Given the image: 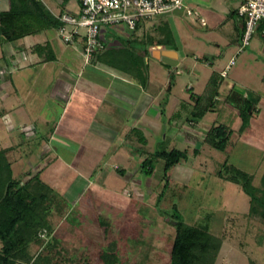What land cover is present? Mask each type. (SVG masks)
<instances>
[{
	"label": "rangeland",
	"instance_id": "374dc122",
	"mask_svg": "<svg viewBox=\"0 0 264 264\" xmlns=\"http://www.w3.org/2000/svg\"><path fill=\"white\" fill-rule=\"evenodd\" d=\"M202 1L199 5H191L194 7L193 16L187 15L186 10L169 14L170 19L178 22L180 26V28L175 27V24L171 26L176 49L180 54V63L177 67H173L153 56L147 61L150 66L149 71L153 74L151 92L159 96L157 105H162L167 95H170V104L166 111L162 108L158 110L156 117L154 114L150 116L154 120L157 118V121L155 123L153 121L150 128H144L145 131H142L144 133L133 134V143L130 141L127 145L137 147L139 144L141 147L140 140L144 135L148 141L145 149L151 153L175 148L186 151L188 160L182 161L172 169L169 188L170 191L173 188H187L185 199L179 204L182 216L193 225L202 222L207 214L214 213L212 233L223 239L222 250L216 264H264V224L257 216H247L251 208V199L242 188L219 176V172L227 164L249 173L253 177V185L258 189L264 188V37L261 31H256L251 44L244 47L239 54L243 47V39L238 29L241 20L232 19L221 7L225 8L229 4L239 7L240 1ZM8 8L7 2L0 4V12ZM79 11L80 0H72L69 4V14L79 18ZM202 18L206 20V27L202 26ZM156 20L144 21L143 29ZM106 30L111 29L106 28ZM56 33L54 31L48 37H55ZM125 34L132 36L134 32L126 30ZM153 35H156L155 32ZM115 36L118 37L119 34L111 35V37ZM238 38L239 45L236 43ZM28 40L43 41L42 37H31ZM28 40L26 41L29 45L35 43ZM123 41L125 42V39ZM20 45L22 42L3 45L0 42V52L5 51L7 55L6 60L0 59V103L2 97H5V79H8L9 74L13 72V64L19 63L25 68L31 61L37 60L24 49L19 51ZM134 45L142 53L141 42H136ZM61 47L64 45L61 44L59 48ZM198 57L201 59L205 57L213 67L197 61ZM232 59H236V63L228 70V76L223 77L222 72L227 70ZM46 77V74L41 73L37 86L40 89H37V92L42 97L49 90L43 89V86L47 85L44 79ZM173 80V89L169 93L170 83ZM26 84L32 90L31 78L26 80ZM130 91L131 94H136L135 88H131ZM193 93L202 95V103L198 108H196L197 102L191 97ZM20 95L22 97L21 93ZM39 102L40 99L34 102L31 95L25 99L28 108L30 104L38 105ZM113 102L118 107L114 110L118 116L113 113L114 120L111 119L105 124L120 132L126 126L125 120L131 105L116 100ZM245 106L247 107L244 108ZM37 107L40 113H43L51 107V104L45 101L41 107L39 105ZM140 107H136L135 111ZM252 108L259 110L252 112L253 118L242 115L241 112L246 113ZM207 110L204 116L199 115V112ZM236 114L240 115L238 122L233 118ZM33 123L23 126L22 130H18L16 125V128L9 129L8 133L7 123L0 121V150L4 146L16 145L18 138L23 141L22 150L10 152L8 155L16 178H20L21 173L28 172L31 168L30 161L35 159L26 155L24 157L23 154L28 151L39 153L41 150L40 139L24 143L26 136H29V128L34 129V133L35 128L41 124ZM221 124L228 126L232 131L230 143L224 152L212 148L205 142L210 129L214 125ZM52 127L48 125L47 132ZM65 142L73 149L77 146L76 142L56 139V146H59L58 150L63 154L69 150L65 147L67 146ZM85 144L92 145L95 151H105L108 155L109 141L85 140ZM76 149V156L78 152H84L83 148L76 147ZM105 154L101 153L102 156H96V159L102 158L104 161ZM112 156L110 154L106 157L112 163L110 166H105V173L109 174L110 178L104 182L100 180L98 185L94 184L93 177L86 183L81 174L76 175L72 180L69 175L70 169L58 160L54 162V167L49 170L53 173L55 168L61 167V176L64 178L61 183L55 180L48 182L66 198L71 212L67 217L57 214L51 217L54 233L52 235L47 231L41 233L40 237L44 240V245H33L31 247L33 255L44 253L45 246L57 237L59 243L52 252L55 264H98L100 252L110 246L117 237H125L126 240L119 244L122 264H169L175 227L161 214L157 206L159 196L166 184L164 161L155 162L154 175L146 176L141 170L144 158L132 159L134 162L131 165L125 161L127 157L131 158L130 154L128 156L120 151L115 157L116 163L111 160ZM69 158L73 157H63L67 161ZM115 164L129 167L127 175L121 176L112 167ZM109 169L110 172L111 169L113 171L109 173ZM28 179L30 177L25 178ZM120 196H125L129 200L127 204L115 205L116 209L110 205H102L104 201ZM95 207H100L107 218L111 217V221L116 224L113 231L115 228L121 235H112L116 233L113 232L108 236L104 228L93 223L82 225L84 216L97 217V211L94 212ZM2 246L0 242V249Z\"/></svg>",
	"mask_w": 264,
	"mask_h": 264
},
{
	"label": "trees",
	"instance_id": "16d2710c",
	"mask_svg": "<svg viewBox=\"0 0 264 264\" xmlns=\"http://www.w3.org/2000/svg\"><path fill=\"white\" fill-rule=\"evenodd\" d=\"M0 2L9 4L7 10L0 12V42L3 45L21 42L30 36H45L54 31L59 32L60 28L64 26L59 16L69 13L67 5L70 0L53 1L60 10L58 13H55L45 0H0ZM143 23L144 21H141L138 24L136 30L132 31L134 35L125 38V42L123 38L117 45L110 46L105 41L106 48L96 52L90 62H99L103 66L110 67L146 88L150 82V66L147 61L151 56L150 46L160 45L176 49V40L168 24L158 29L159 35H153L148 31L140 36ZM244 28L245 21L243 36ZM256 31H261L264 34V21L258 24ZM136 42H141L142 53L134 45ZM82 43L84 49L86 45L84 39H82ZM19 48L20 51L25 50L23 46ZM30 53L39 58L38 64L57 60L56 52L50 42L33 46ZM3 58L4 60L7 58L5 51ZM173 85L174 80L170 83L169 93L173 89ZM191 97L197 102L196 108H198L202 103V95L193 93ZM207 112L208 110L199 112V115L203 114L204 116ZM231 136L232 131L228 126L214 125L207 133L205 142L212 148L224 152L230 143ZM140 142L141 147L131 146L127 149L131 159L144 158L141 170L146 176L154 175L155 162L164 161L166 184L159 196L157 206L161 214L175 227L169 264H216L222 250L223 239L212 233L214 213L207 214L200 223L189 224L179 210V204L187 194V188H173L171 191L169 189L172 169L180 165L182 161L188 160V153L177 148L151 153L145 149L148 141L144 135ZM10 152L11 148L0 150V242L3 245L0 249V264H55L52 252L59 243L57 237H54L45 246L44 253L37 256L31 253V247L44 245V240L40 237L41 233L44 231H47L49 235L54 233L50 219L55 214L67 217L71 212L69 203L60 192L45 182L40 174L32 176L28 180H25L27 175L16 178L13 164L8 156ZM117 171L121 176L127 174V169L118 168ZM219 176L242 188L251 199V208L247 216H257L264 224V188L255 187L253 177L249 173L227 164L219 172ZM128 201L125 196H120L104 201L102 205L114 207L119 204H127ZM114 208L116 209V207ZM98 209L100 210V207L94 209V212L96 210L98 213L97 217L84 216L82 225L93 223L104 228L108 236L113 232L116 233L112 235H121L117 229L114 228L113 231L116 224L111 221V217L107 218V215L104 216V213ZM117 209L120 208L117 206ZM124 240H126L125 237H117L110 246L104 248L99 254L98 264H122L119 244Z\"/></svg>",
	"mask_w": 264,
	"mask_h": 264
},
{
	"label": "crops",
	"instance_id": "0c3cea01",
	"mask_svg": "<svg viewBox=\"0 0 264 264\" xmlns=\"http://www.w3.org/2000/svg\"><path fill=\"white\" fill-rule=\"evenodd\" d=\"M45 1L53 9V11H55V13L60 11L56 7L55 3L53 4L52 1ZM71 2L72 0H70L68 3L67 9H69V4ZM202 2V0H186L187 6L189 8L191 7L192 11L194 9V4L199 5ZM0 4H2V2H0ZM221 9L225 12H228L232 19L239 18L241 20V23L238 25V29H240V36L243 39L242 34L244 20L241 19L237 14L238 7L234 5L231 6V4H229L225 8L221 7ZM170 18L171 15H166L157 19L150 26L142 29L139 35L142 36L149 30L152 33L155 32L156 35H159L158 29L160 27H164L167 24L170 27L172 24H175V27L180 28L178 22H175ZM201 20L206 22L204 18ZM206 26L207 25L204 27ZM126 30L128 29L125 27H121L120 29H111L109 31L104 29L103 38L107 44L110 46H115L120 43V39H125V36L130 37V35L125 34ZM56 32L57 35L55 37L53 36L52 38L48 37L49 34L51 36V32L45 36H30L21 41L22 45L20 46H23L29 53L33 46L50 42L56 52L57 60L38 64L39 58L32 54L37 58V60L31 61L25 68H22L21 64L19 63H15V65L13 64V72L9 74L8 79H5V97H2L0 103V121L3 120L7 123L8 128L6 132L8 133L9 129H15L16 125L18 130H22L23 126L25 127L28 124L33 125V122L41 123L38 128H35L34 133V129L31 130V128H29V136H26V139H24V143L35 140L37 141L40 139L41 142L39 146L41 150L39 153L28 151L23 154L24 157L26 155L28 157L30 156V158L34 157L35 159L30 161V170L26 173H21V177L27 175L26 177L31 178L32 176L40 174L42 179L48 184L54 180L61 183L64 178L61 176V167L60 169L55 168L53 173L49 170L50 168L54 167V162L58 160L66 168L70 169L69 175H71L72 180L76 177V175L81 174L83 176V181L86 183L89 179L92 180L91 177L94 178V184H97L100 180L104 182V180L106 181L110 178L109 174L105 173V166H110V163H112L106 157L112 154L113 156L111 160H114L113 162H115V157L120 153V151H123L124 154L129 156L130 153L127 147L135 146L131 144L127 145V143L130 141L133 143L132 135L136 134L137 132L139 133L145 131L144 128L146 127L150 128L151 123H153V121L154 123L157 121V118L154 120L151 119L150 116L154 114V117H156L158 110L160 111L162 108L164 111H166L167 106L170 104L171 98L170 95H167V98L164 101V103L167 102V104L162 103V105H157L159 96L151 92L153 79V74L151 72L149 85L144 88L132 78L127 77L125 74H121L110 67L103 66L99 62L95 63L92 61L87 63L83 55L82 39L80 38L75 42L74 45H70L65 43L60 38L58 31ZM114 33L119 34V36L111 37V35ZM31 37H42L43 41L39 42L37 40H28ZM26 40H28V42L30 41L31 43H35L29 45L27 44ZM236 43L238 45L240 44L239 38L236 40ZM61 44H63L64 47L59 48ZM154 46H150L149 48L151 56L153 57ZM167 49L176 50L173 47L161 46L162 51ZM176 51L179 53L178 50ZM3 56L4 51L2 53L0 52V59L4 60ZM197 61H201L203 64L209 67H213V64L209 60H206L205 57L202 59L198 57ZM41 73H44L47 76L44 78L45 81H47V85L43 86V89H49L47 91L48 95L46 94L44 97H42L39 92H37V89H39L37 86H39ZM28 78H31L33 86L35 87L34 90L33 86L32 90L31 87H27L28 85L26 84V80H28ZM133 82L136 83V85H134ZM131 88L136 89V94H131ZM193 89L194 87H192V90ZM20 93L22 94L23 98L21 97ZM29 95L33 97L34 102L36 99H40V102L38 103L40 107L42 106L43 102H49V104H51V109H46L43 113H40L37 104H30L31 106L28 108L25 103V99L28 98ZM113 100H116V102L120 101L123 104L129 103L131 105V110L127 112V120H125L126 126L120 130V132H118L116 128L113 129V127H108V125L105 124L109 123L111 119H113V113L118 116V113L114 111L117 110L116 108L118 107H116V103H114ZM139 106H141L140 109L135 111L136 107L139 108ZM246 107L247 106L244 108ZM252 112H259V110L258 108H252L250 111H246V113H241L247 118H253L254 116L252 115ZM233 118L235 119V122H238L240 115L236 114L233 116ZM48 125H52L53 127L47 132L46 127H48ZM56 139L76 142L75 144L77 146H75L74 150L73 147L71 148V146L65 142L64 144L67 145L65 147L67 149L69 148V150L66 154H63L58 150L59 146H56ZM17 140L18 143L16 145L4 146L1 149L11 148V153L22 150L21 146L23 141L19 138ZM85 140H96L97 142H104L105 140L107 142L109 141L110 146L108 155L105 154V151H95L92 148L93 146L89 145L90 143L85 144ZM138 146L140 145L138 144ZM76 147L78 149L83 148L84 152H78L79 154L76 156ZM101 153L105 154L104 161H102V158H99V160L96 159V156H102ZM64 156H72L73 158H69V161H67L66 159H63ZM133 160L130 158V156L125 159V161L131 165L134 162ZM112 167L115 170H118V168L127 169V173L129 172V167L123 164H115L112 165ZM112 171L113 169H111V172ZM108 172L111 173L110 169Z\"/></svg>",
	"mask_w": 264,
	"mask_h": 264
},
{
	"label": "built area",
	"instance_id": "2783aa9c",
	"mask_svg": "<svg viewBox=\"0 0 264 264\" xmlns=\"http://www.w3.org/2000/svg\"><path fill=\"white\" fill-rule=\"evenodd\" d=\"M239 1L237 14L245 21L243 47L239 51L242 53L244 47L251 44L258 24L264 21V0ZM183 10L193 16L186 0H80L79 18L69 13L59 16L64 23L59 34L70 45H74L78 37L84 39L86 45L83 55L86 62L90 63L96 52L106 48L104 29L125 27L134 31L141 21L154 20ZM202 24L205 26L206 22L202 20ZM235 63L236 59H232L227 70L222 72L223 77L228 76V70Z\"/></svg>",
	"mask_w": 264,
	"mask_h": 264
},
{
	"label": "water",
	"instance_id": "95a60500",
	"mask_svg": "<svg viewBox=\"0 0 264 264\" xmlns=\"http://www.w3.org/2000/svg\"><path fill=\"white\" fill-rule=\"evenodd\" d=\"M153 55L155 58L161 60L163 63L177 67L179 64V53L176 50H161V46L153 47Z\"/></svg>",
	"mask_w": 264,
	"mask_h": 264
}]
</instances>
